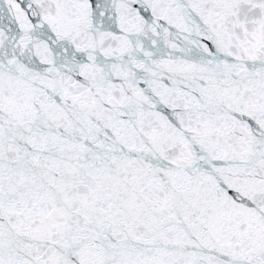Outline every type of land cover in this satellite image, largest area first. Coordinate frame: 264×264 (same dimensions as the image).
Segmentation results:
<instances>
[{
  "label": "snow or ice",
  "instance_id": "1",
  "mask_svg": "<svg viewBox=\"0 0 264 264\" xmlns=\"http://www.w3.org/2000/svg\"><path fill=\"white\" fill-rule=\"evenodd\" d=\"M0 264H264V0H0Z\"/></svg>",
  "mask_w": 264,
  "mask_h": 264
}]
</instances>
